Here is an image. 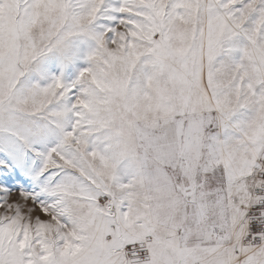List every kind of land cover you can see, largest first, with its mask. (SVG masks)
<instances>
[{
  "label": "snow or ice",
  "instance_id": "obj_1",
  "mask_svg": "<svg viewBox=\"0 0 264 264\" xmlns=\"http://www.w3.org/2000/svg\"><path fill=\"white\" fill-rule=\"evenodd\" d=\"M0 264H264V0H0Z\"/></svg>",
  "mask_w": 264,
  "mask_h": 264
}]
</instances>
